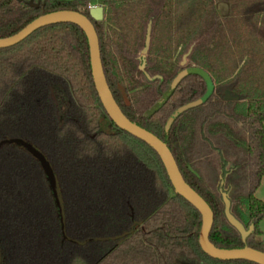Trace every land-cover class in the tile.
I'll use <instances>...</instances> for the list:
<instances>
[{
  "label": "trees",
  "instance_id": "obj_1",
  "mask_svg": "<svg viewBox=\"0 0 264 264\" xmlns=\"http://www.w3.org/2000/svg\"><path fill=\"white\" fill-rule=\"evenodd\" d=\"M148 11L133 45L115 44L94 20L88 0H1L0 38L20 31L37 17L76 10L93 23L103 71L112 95L128 119L158 136L171 150L185 181L213 213L209 233L220 249L248 247L264 253L259 223L264 201L254 194L264 176V102L248 100L236 115L240 142L233 146L231 179L243 189L229 197L230 212L245 204L250 230L243 239L225 215V202L185 163V109L211 93L204 75L167 74L140 67L139 51L167 6V0H144ZM224 9L237 7L242 25L264 43V0H217ZM215 5L190 38L195 48L215 44L222 26ZM137 72L143 86L126 91L116 64ZM127 79L130 76L126 75ZM235 80L223 83L233 89ZM224 96V94H223ZM246 94L239 95L245 99ZM208 102V100L206 101ZM223 100L220 105L229 106ZM230 108V107H228ZM218 137L223 132L218 131ZM19 141L32 145L50 164L60 207L40 160ZM224 165V163H222ZM224 172H222V175ZM172 192V193H171ZM200 212L175 192L153 148L119 128L106 113L93 81L88 37L72 22L38 28L20 42L0 48V264H180L181 257L215 264H257L245 259L221 260L200 245Z\"/></svg>",
  "mask_w": 264,
  "mask_h": 264
},
{
  "label": "rangeland",
  "instance_id": "obj_2",
  "mask_svg": "<svg viewBox=\"0 0 264 264\" xmlns=\"http://www.w3.org/2000/svg\"><path fill=\"white\" fill-rule=\"evenodd\" d=\"M88 1L91 7H103L104 28L115 44H134L135 34L141 30V20L148 11L144 0ZM167 1L163 15L146 36L145 48L139 51L140 67L144 68L145 62L149 61L153 62L151 70L170 74L176 67L182 66L184 70L201 73L208 83L210 78L212 94L185 109L183 114L186 133L181 152L185 163L211 191L222 199L228 198L235 191L243 192L236 184L237 179H231L228 175L235 166V158H241V155L233 146L224 148L222 142L224 136L240 142L242 135L238 134L241 124L237 125L236 115L245 114L248 100L264 102V43L242 25L237 7L228 6L224 9L222 2L217 0ZM212 5H215L216 14L222 18L220 35L213 46L204 45L194 49L188 42L201 27ZM258 20H264V14ZM121 60L129 62L123 53L118 54L116 64L126 91L143 86L137 72L127 67L124 69ZM127 73L130 79H127ZM232 79L235 80L233 89L222 87L223 83ZM242 93L246 94L245 99L239 98ZM223 100L232 103L223 107L220 105ZM218 131L223 132L222 138L216 135ZM233 183L235 191L231 187ZM258 189V195L264 199V180ZM234 213L242 224L247 221V205L237 207ZM261 226L264 229V217L259 223V228ZM180 264L215 263L182 256Z\"/></svg>",
  "mask_w": 264,
  "mask_h": 264
},
{
  "label": "water",
  "instance_id": "obj_3",
  "mask_svg": "<svg viewBox=\"0 0 264 264\" xmlns=\"http://www.w3.org/2000/svg\"><path fill=\"white\" fill-rule=\"evenodd\" d=\"M89 14L94 20L100 21L104 18L103 7H91L89 10ZM61 22L75 23L85 31L90 46L91 70L93 81L100 101L110 119L119 128L144 141L146 144H148L151 148L155 150L166 169V172L175 192L184 197L200 212L202 218V226L200 231L199 242L202 250L209 256L221 260L245 259L255 262L257 264H264V253L259 252L257 250H253L248 247L237 249H220L215 247L211 243L209 239V233L213 224V213L210 207L208 206L206 201L185 181L182 176V173L179 170L177 162L168 146L158 136L128 119L118 106L108 86L103 71L99 51V41L95 27L86 15L76 10H57L41 15L30 23H28L25 27H23L14 35L5 38H0V48L12 46L20 42L40 27ZM187 70L188 69L181 71L174 78L172 82V87L181 79V77L185 73L192 71ZM19 143L25 146L28 150H30L40 160L48 176L52 191L54 190L53 193L61 212L59 190L57 187L56 178L53 174L50 164L46 161L44 156L39 151H37L32 145L27 144L23 141H19ZM224 202L225 215L228 221L240 231L244 239L250 230H246L244 228V225L230 212L229 199L224 197Z\"/></svg>",
  "mask_w": 264,
  "mask_h": 264
},
{
  "label": "crops",
  "instance_id": "obj_4",
  "mask_svg": "<svg viewBox=\"0 0 264 264\" xmlns=\"http://www.w3.org/2000/svg\"><path fill=\"white\" fill-rule=\"evenodd\" d=\"M263 180H264V176L262 177V181H263ZM262 181H261V183H262ZM258 191H259V189L257 188L256 191H255V194H254V195H255L258 199L264 201V199L260 198V196L258 195ZM261 197H262V196H261ZM260 228H261V231H262V234H261L260 238H263V239H264V229H263L262 226H261Z\"/></svg>",
  "mask_w": 264,
  "mask_h": 264
},
{
  "label": "built area",
  "instance_id": "obj_5",
  "mask_svg": "<svg viewBox=\"0 0 264 264\" xmlns=\"http://www.w3.org/2000/svg\"><path fill=\"white\" fill-rule=\"evenodd\" d=\"M90 6V5H89ZM90 8H91V6H90Z\"/></svg>",
  "mask_w": 264,
  "mask_h": 264
}]
</instances>
